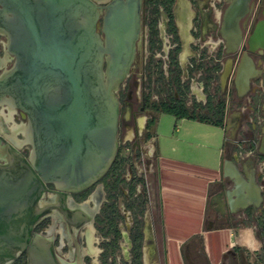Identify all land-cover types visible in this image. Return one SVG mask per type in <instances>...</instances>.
Listing matches in <instances>:
<instances>
[{"label": "water", "instance_id": "water-1", "mask_svg": "<svg viewBox=\"0 0 264 264\" xmlns=\"http://www.w3.org/2000/svg\"><path fill=\"white\" fill-rule=\"evenodd\" d=\"M229 1L225 18L232 21L249 0ZM0 7V16L12 22L8 50L16 58L0 83L10 85L13 107L32 123L28 160L0 167V264H7L26 249L34 258L40 244L50 247L47 238L32 239L46 183L82 189L110 168L120 117L115 92L134 62L141 0H0ZM261 35L256 29L251 39ZM248 65L246 56L239 88L248 86ZM122 236L129 248L128 233Z\"/></svg>", "mask_w": 264, "mask_h": 264}, {"label": "flooded vegetation", "instance_id": "flooded-vegetation-1", "mask_svg": "<svg viewBox=\"0 0 264 264\" xmlns=\"http://www.w3.org/2000/svg\"><path fill=\"white\" fill-rule=\"evenodd\" d=\"M229 5V0H141L140 38L144 37L146 40L144 51L147 53L145 60L141 59L138 76L142 87L141 110L149 94L146 92L145 68L151 59L155 63L151 94L155 102H160L165 95L161 86H170L174 82H178L182 88L181 92L174 91L173 95L178 99H186V85L189 91L192 87L202 86V92L206 93L203 104L213 97L221 99L224 96L228 98L230 107L232 102H237L242 96L237 112H240L242 120L248 122V126L240 132L241 137L235 142L237 146V142H246V136L264 134L261 132L264 128V0H249L244 8L237 10L236 18L232 21L225 18ZM11 25V20L0 16V82H3L16 62L15 56L8 50ZM256 29L261 30L262 35L259 40L254 41L251 37ZM153 40L158 43V49L151 48ZM227 40H231V45L224 46L223 43ZM224 49L230 53L225 64ZM159 56L165 57V66ZM246 56L252 60L253 65L246 67L249 78L244 92L243 88L238 89L237 80L241 74L239 65ZM3 84L0 83V89H5L0 92V119L1 111L6 112L8 102L12 104L10 85ZM193 94L196 95L197 92ZM202 95L204 94L201 93V98ZM193 98L194 96L187 95L189 103ZM12 122L25 124L28 132L32 127L27 114L18 108H14L13 119L8 123ZM6 127L4 123L7 133ZM17 135L22 143L20 146L0 131V167L23 165L24 160H28L32 144L24 140L22 133ZM25 146L26 150L23 149ZM251 159L254 164L264 160V151H260L259 145L253 150ZM103 177L82 189H61L55 182L46 183V190L40 201L42 217L32 231V239L35 235L47 238L50 247L40 244V252L34 258L26 249L7 264H88L92 257L89 253H84V249L88 247V225L94 228L95 235V218L105 201ZM259 177L261 179L262 173ZM100 185L104 191V200L98 212H95L91 197L100 189ZM254 206L256 208L250 211L251 219L262 226L264 198L259 205ZM226 215L231 218L241 216V212L227 210Z\"/></svg>", "mask_w": 264, "mask_h": 264}, {"label": "crops", "instance_id": "crops-1", "mask_svg": "<svg viewBox=\"0 0 264 264\" xmlns=\"http://www.w3.org/2000/svg\"><path fill=\"white\" fill-rule=\"evenodd\" d=\"M241 97L225 112L222 127L168 113L158 116L157 136L151 140L157 152L156 185L167 264H238L240 256L233 246L244 249L242 257L252 263L264 247V224L256 227L250 214L264 198L259 163L251 159L258 145L264 151V134L246 136V142L235 145L248 126L237 112ZM227 210H239L241 216L229 218Z\"/></svg>", "mask_w": 264, "mask_h": 264}, {"label": "trees", "instance_id": "trees-1", "mask_svg": "<svg viewBox=\"0 0 264 264\" xmlns=\"http://www.w3.org/2000/svg\"><path fill=\"white\" fill-rule=\"evenodd\" d=\"M151 43L152 49L159 48L158 43L154 40ZM154 66V60L151 59L145 68L147 73L146 89L149 90V94L143 105L144 111L148 114L143 128L146 140L154 139L157 136L158 116L160 113H168L174 115L176 118H187L220 127L224 125L226 110V98L224 96L221 99L212 98L205 104L197 103L194 100L189 103L187 99L189 88L187 85L186 99H178L174 97V91L179 90L181 92L182 88L178 82H174L170 86L165 84L161 86L165 95L160 102L151 100ZM126 161V158L117 155L102 179L105 201L95 218V229L102 240L99 244L101 250L99 264H117L116 258L121 249L120 242L122 239L119 225L125 223V217L120 212L121 203L129 211L131 219L128 228V237L130 239V248L128 249L129 260H124L121 264H143V227L145 211L149 202L148 187L144 178H139L135 174L129 181L124 179L123 174L126 172ZM139 183L143 184V190L136 192V187ZM124 188H127V193H124ZM162 246H164L163 240ZM233 251L240 256L238 264H264V247L252 263H249L242 257L244 249L241 247L233 246ZM160 264H167L164 252L163 259H160Z\"/></svg>", "mask_w": 264, "mask_h": 264}, {"label": "rangeland", "instance_id": "rangeland-1", "mask_svg": "<svg viewBox=\"0 0 264 264\" xmlns=\"http://www.w3.org/2000/svg\"><path fill=\"white\" fill-rule=\"evenodd\" d=\"M223 44L224 46L231 45V40L224 41ZM145 45L146 40L144 37H141L137 43V51L130 71L115 92L120 105L117 151L115 157L118 155L119 157L127 159L126 172L123 174L126 181L132 179L135 174V176L139 178H144V181L147 184L149 202L144 216L143 234L144 230H146L144 228H147L149 231V237L146 240L143 239V245L147 243L148 245L152 244V246H154L152 260L156 262V264H160V259H163V246L156 185L155 143L154 140H146L144 138L143 128H141L142 125H145L148 117L147 112L144 111V106L141 110L143 102L141 97L142 87L138 76L140 73L141 59L145 60L144 57L147 53L144 51ZM208 48L211 49L210 44H208ZM229 57L230 53L224 49V64ZM159 58H161V61L163 60L162 65L165 66V57L159 56ZM146 92H149V90L146 89ZM150 99L152 100V96H150ZM129 133H131V137L128 136ZM17 137L19 138L20 136L17 135ZM23 149L26 150L27 146ZM142 190L143 184H137L136 192H141ZM124 193H127V188H124ZM120 212L125 217V223L119 225L121 233H128L127 227L130 225L131 219L129 211L122 203L120 204ZM94 238L95 242L93 244L100 250L99 244L102 240L97 232L94 235ZM124 244L128 247L127 242L122 238L120 242L121 249L116 258L117 264H121L124 260H129V254H124ZM99 254L100 252H98L97 255L90 257L88 264H99ZM192 263L195 264L193 261Z\"/></svg>", "mask_w": 264, "mask_h": 264}, {"label": "bare ground", "instance_id": "bare-ground-1", "mask_svg": "<svg viewBox=\"0 0 264 264\" xmlns=\"http://www.w3.org/2000/svg\"><path fill=\"white\" fill-rule=\"evenodd\" d=\"M1 61V59H0ZM13 105L8 102L7 104V110L5 111H1V119H0V131L4 132V134L6 135V137L11 140L12 142H14L15 144H19L20 140H18L17 134L18 133H22L24 135V140H26L27 136H28V129L27 126L23 123L18 124L15 122L12 123H8L9 121H12L13 119ZM142 121V120H141ZM140 121V124H141ZM4 123L7 125L6 129H7V133L5 132V128H4ZM129 137H131V133L128 134ZM92 201L94 203V207L93 210L96 211V209L98 208L99 203L102 201L103 195L100 189L96 190L93 194H92ZM145 236L146 239L149 237V231L147 228H145ZM87 240H88V247L84 249V253H89L92 256H95L98 254L99 249L97 247L94 246V242H95V238H94V228L91 225H88V233H87ZM128 247L123 246V250H124V254L128 255ZM152 254H153V246L152 244L148 245L147 243H145L143 245V257H144V264H156V262H154L152 260Z\"/></svg>", "mask_w": 264, "mask_h": 264}, {"label": "built area", "instance_id": "built-area-1", "mask_svg": "<svg viewBox=\"0 0 264 264\" xmlns=\"http://www.w3.org/2000/svg\"><path fill=\"white\" fill-rule=\"evenodd\" d=\"M195 91L197 92L196 95L193 94ZM201 93L204 94V95H202V98H201ZM205 94L206 93L204 91L202 92V86L199 85L198 87H192V90L189 91L188 96L189 97L194 96L193 100L195 102L203 104ZM213 98H215V97H213ZM228 108H229V101H228V98H226V110H225V112L228 110ZM143 128H144V125H143ZM259 168L261 170L260 172L262 173V179L264 180V160H261L259 162Z\"/></svg>", "mask_w": 264, "mask_h": 264}]
</instances>
